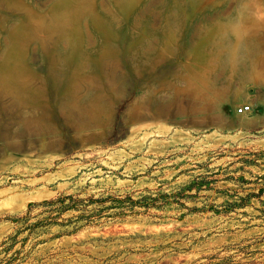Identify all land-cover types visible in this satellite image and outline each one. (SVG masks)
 Here are the masks:
<instances>
[{
  "label": "rangeland",
  "instance_id": "rangeland-1",
  "mask_svg": "<svg viewBox=\"0 0 264 264\" xmlns=\"http://www.w3.org/2000/svg\"><path fill=\"white\" fill-rule=\"evenodd\" d=\"M0 264H264V0H0Z\"/></svg>",
  "mask_w": 264,
  "mask_h": 264
},
{
  "label": "built area",
  "instance_id": "built-area-1",
  "mask_svg": "<svg viewBox=\"0 0 264 264\" xmlns=\"http://www.w3.org/2000/svg\"><path fill=\"white\" fill-rule=\"evenodd\" d=\"M236 110L239 114H245V113L249 112L251 110V108L248 104H241V105H238Z\"/></svg>",
  "mask_w": 264,
  "mask_h": 264
}]
</instances>
